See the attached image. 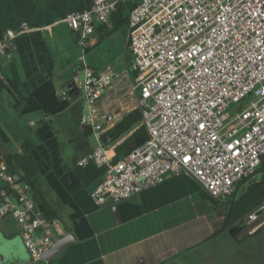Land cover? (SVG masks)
Wrapping results in <instances>:
<instances>
[{
  "label": "built area",
  "instance_id": "obj_1",
  "mask_svg": "<svg viewBox=\"0 0 264 264\" xmlns=\"http://www.w3.org/2000/svg\"><path fill=\"white\" fill-rule=\"evenodd\" d=\"M91 1L89 9L62 20L79 34L83 53L95 26L107 23L120 1L132 5L128 50L141 115L121 138H97L77 161L104 170L91 198L129 199L163 183L170 171L192 177L218 200L257 182L264 157V0ZM29 30L21 23L3 34L0 61L12 58L17 37ZM82 73L83 80L73 82L84 101L81 124L103 134L114 126L102 97L116 75L109 66L93 71L82 65ZM248 95L255 99L247 107L230 111ZM138 127L145 142L116 159L115 148ZM0 181V220L11 219L32 262L41 260L57 239L58 220L43 213L20 175L2 164ZM243 223L259 228L264 203Z\"/></svg>",
  "mask_w": 264,
  "mask_h": 264
},
{
  "label": "crops",
  "instance_id": "obj_2",
  "mask_svg": "<svg viewBox=\"0 0 264 264\" xmlns=\"http://www.w3.org/2000/svg\"><path fill=\"white\" fill-rule=\"evenodd\" d=\"M120 2L124 7L121 13H117L116 7L112 13H115L114 18L110 16L107 23L95 26L94 34L87 39L85 53L78 43L79 34L73 32L65 21L20 34L15 41L12 58H1L2 81L10 77V64L13 63L23 96L50 81L57 95L67 99L68 86L73 87V80L66 73L69 65L61 68L62 63L57 64L56 60L64 57L75 59L80 54V60H83L81 70L82 65L93 71L109 66L116 75L111 87L104 93L102 103L105 108L110 107L113 124H117L136 109H130L133 108V102L137 105L136 91L132 89L136 73L130 70L131 55L128 50L130 30L126 17L129 9L125 2ZM121 20L124 22L119 24ZM64 35L68 36L67 51L59 48ZM108 41L114 45L106 46L104 50L108 55L107 62L88 64L89 51ZM66 58L64 62L67 64ZM58 83L59 90L56 86ZM78 95L77 91L72 96L74 103ZM79 102L81 117L84 111L81 95ZM47 120L43 116V120L38 118L28 121L31 127L39 125L34 132L36 136L39 134L42 137L38 144H32L30 154L37 163L38 175L47 185L49 195H53L51 198L40 190L53 213V216H48L59 222L56 241L69 233L73 234L74 240L48 261L41 259L24 264H264V248L261 245L264 243L263 236L257 235L247 241L242 237L245 227L246 232L256 230L258 233L264 228V223L259 228H255L254 224L242 227L237 237L239 240L232 239L227 230L220 231L227 208H212L203 198L204 190L201 186L185 174L175 175L170 171L163 183L121 201L106 199L99 203L91 198V189L72 188L68 172L72 164L67 170L61 162L51 165L48 147L53 144L55 137ZM100 135L99 132L88 133V137H94L96 144L90 146L80 158L98 145L97 138ZM22 143H16V149L9 151L6 146L8 139H4V142H0V154L21 152ZM80 158H75L76 164ZM38 161L43 167L39 166ZM17 237H20L19 231L13 221L9 218L1 219L0 238L11 243L18 242ZM8 264H12V261Z\"/></svg>",
  "mask_w": 264,
  "mask_h": 264
},
{
  "label": "trees",
  "instance_id": "obj_3",
  "mask_svg": "<svg viewBox=\"0 0 264 264\" xmlns=\"http://www.w3.org/2000/svg\"><path fill=\"white\" fill-rule=\"evenodd\" d=\"M123 2L127 4L130 11L131 3L129 1ZM91 4V0H0V39L7 30H18L21 23H25L30 29H40L57 21H62L68 14L87 10ZM123 8L120 2L117 5V13L120 14ZM111 17L114 18L115 13ZM122 22L124 20H121L119 24ZM19 87L18 73L15 65L11 63L10 77L3 82L0 75V91L5 90L7 92L15 103L14 108H20L21 116L41 113L48 119L66 111L71 105L72 96L77 92L76 89L71 92L68 91L69 97L62 99L57 95L50 81L45 82L27 96L20 93ZM140 118V110L137 108L101 134L100 139L105 141L107 137L112 140L121 138L140 121ZM82 132L84 138L87 139L91 130L82 125ZM145 140L144 128L138 127L115 148L116 159L125 156L129 151L143 144ZM31 149L32 144L23 142L21 152L0 154V164L6 172L20 175L22 182L30 188L33 201L37 207L43 213L53 216L47 200L38 189L36 177L39 174V169L34 157L30 154ZM68 172L72 188L83 187L93 190L104 177L103 169H98L93 165L80 167L76 164V159H73ZM257 175L259 177L257 182L239 189L237 193L231 195L228 201L221 202L222 200L214 199L206 192H202L203 198L211 204L212 208L218 206L227 208L220 231L227 230L233 239H237L245 217L264 203V157L257 169Z\"/></svg>",
  "mask_w": 264,
  "mask_h": 264
},
{
  "label": "rangeland",
  "instance_id": "obj_4",
  "mask_svg": "<svg viewBox=\"0 0 264 264\" xmlns=\"http://www.w3.org/2000/svg\"><path fill=\"white\" fill-rule=\"evenodd\" d=\"M67 37L68 36L64 35L61 38V41L59 42L60 50H68ZM110 45L113 46L114 44L111 41H108L98 46V48L90 50L87 55L88 64L96 65L99 62L106 63V58L108 57V55L104 52V50L106 49V46ZM80 56V54H77L75 59L67 57V64L66 62H64V59L66 57L60 59L58 58L56 60L57 64L62 63L61 68L69 65L66 73L68 72L70 74L71 80H73V82L75 78L78 82H81L83 80V73L80 69V65L83 63V60H80ZM56 86L59 90L60 83H58ZM7 97L8 96L6 94V91L3 90V92H1L0 94V142H4V139H8V144L6 146L9 151H14L16 149V143L20 144L22 142H29L30 144H38L42 137L39 134L38 136H36L34 129H36L39 125L35 124L31 127L28 125V121H35L38 120V118H41L43 120L42 114L37 113L21 116L19 113L20 108H14V101L9 100ZM79 99L80 94L77 96V100L75 103L72 101V107L70 106L61 114L51 116L49 120L46 121V123H48V125H50V127L52 128L55 137L53 144L49 145L48 147L49 156H51V165L61 162L62 166L66 170L71 166L73 159L80 158L89 149L90 146L96 144L93 136L88 137L87 139L84 138L82 125L80 122L81 103L79 102ZM254 99L255 97L253 95H248L237 105H232L230 111H237L238 108H245ZM132 104L133 108L130 107V109H137L136 103L133 102ZM39 166L43 167L41 162ZM258 178L259 177L257 175L255 179L257 180ZM36 179L39 184V190H41V192H44L48 196L49 189L42 177L38 175ZM3 184L5 183L0 181V185ZM246 186V184H243V188ZM49 197L52 198L53 195H49ZM241 227H245L244 223ZM243 230L245 232L242 234V237H245L244 241L252 239L257 235H261V237L263 236L264 238V228L258 233H256V230H249V232H246V227ZM261 245L264 248V243H262Z\"/></svg>",
  "mask_w": 264,
  "mask_h": 264
},
{
  "label": "water",
  "instance_id": "obj_5",
  "mask_svg": "<svg viewBox=\"0 0 264 264\" xmlns=\"http://www.w3.org/2000/svg\"><path fill=\"white\" fill-rule=\"evenodd\" d=\"M72 86H74L72 84ZM69 91L74 90L71 85L68 86ZM71 88V89H70ZM74 240L73 234L69 233L59 238L52 247L42 255L43 260H50L56 254H58L64 246ZM18 242H8L4 238H0V264H8L12 261V264H24L32 262L28 252L24 248L20 237H17Z\"/></svg>",
  "mask_w": 264,
  "mask_h": 264
}]
</instances>
